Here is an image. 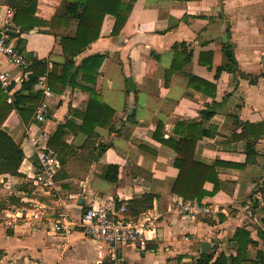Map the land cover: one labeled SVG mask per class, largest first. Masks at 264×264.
Masks as SVG:
<instances>
[{"label": "crops", "instance_id": "crops-1", "mask_svg": "<svg viewBox=\"0 0 264 264\" xmlns=\"http://www.w3.org/2000/svg\"><path fill=\"white\" fill-rule=\"evenodd\" d=\"M63 3L38 0L34 15L51 21ZM17 10L16 0H0V29L18 31L10 35L16 46L18 38L23 39L19 51L31 61L46 60L49 69L53 62L63 63L59 36L42 30L49 27L21 30L15 24ZM113 25V16L107 15L99 38L74 59L79 64L88 55H105L97 82L90 86L114 109L113 129L97 125L90 136L69 132L70 147L60 158L62 168L56 176L59 190L34 185L27 173L38 163L36 147H48L60 124H82L90 92L70 85L52 90L44 121H38L34 112L25 123L13 102H7L0 128L21 146L23 160L19 175L0 173V188L12 194L0 201V264H110L112 254L123 264H200L197 259L203 253L212 254L207 264H213L221 252L236 254L232 236L237 227L249 230L256 240L249 244L248 260L241 263L252 264L263 243L257 230L264 217V136L251 138L256 153L250 161L247 139L229 138L241 133L242 123H264V0H135L118 35L111 34ZM227 43L237 60L234 70L223 49ZM174 60L175 68L170 69ZM0 71L13 78V93L30 73L24 74L1 53ZM190 74L197 77L194 86ZM21 75L23 80L17 81ZM41 78L48 83L47 73ZM77 81L89 85L81 74ZM34 88L42 91L38 82ZM181 121H199L208 131L196 142L195 158L218 162L221 187L212 195L213 183L206 181L208 193L201 199L215 207L208 216H181L173 210L176 200L184 199L172 192L178 174L176 152L154 133L160 123L162 137L179 134L176 129L184 128ZM107 164L118 165L117 181L101 176ZM147 194L152 196L151 206L138 212L130 203L128 214L134 218L144 212L160 214L146 250L94 242L77 225L91 205L112 208ZM27 201L45 209L43 220L31 225L15 216ZM60 212L74 222L69 231L50 228ZM203 241L210 243L205 252Z\"/></svg>", "mask_w": 264, "mask_h": 264}, {"label": "trees", "instance_id": "trees-1", "mask_svg": "<svg viewBox=\"0 0 264 264\" xmlns=\"http://www.w3.org/2000/svg\"><path fill=\"white\" fill-rule=\"evenodd\" d=\"M16 1L18 10L15 15V24L20 26L23 31L29 30L34 26L49 27V29L42 30L54 32L55 35L59 36V42L65 57L63 63L53 62L50 69L46 60L34 59L32 61L28 78L13 93V104L21 119L27 123L42 101L43 92L34 88V85L39 80V76L42 74L47 73L48 84L54 91H62L65 86L70 85L73 88L78 87L90 92L87 110L82 113V124L77 126L66 121L60 124L48 139V147H45V149L57 152L63 160V154L70 147L66 142V138L71 130L74 133L82 131L90 136L94 134L93 131L97 125L105 126L109 130L113 129V126L110 125V120L114 115V109L104 101L103 96L97 89L92 85L90 86V84L97 82L105 55H88L79 64H76L74 59L99 38L104 19L107 15H111L114 18L111 34L118 35L127 22L135 0H64L61 10L53 16L51 21H44L35 17L34 14L38 0ZM73 23H75L74 30L71 29ZM56 30H63L64 32L58 33ZM22 43L23 39L18 38L17 46L19 50H21ZM223 49L231 68L233 70L236 69L237 60L234 55L233 46L227 43ZM175 60L170 69L175 68ZM200 61L204 62L202 57ZM60 66L62 68L59 71ZM220 70L221 67H218L217 74ZM79 74H81V79L89 85L77 81ZM189 78L190 85L194 86L193 81L197 77L190 74ZM213 87L215 91L216 87ZM7 104V95L0 87V117L4 113ZM181 124L184 125L183 130L175 128L179 134L165 138L158 134L160 131L159 123L155 129L154 136L168 144L176 152L174 165L178 168V174L172 186V192L182 196L184 199L197 198L201 200L208 193L204 188L206 181L213 183V189L210 192L212 195L218 192L221 187V181L218 177L215 164L218 162L207 164L195 158L197 140L208 133L206 129H203L202 123L199 121H181ZM242 124L243 129L241 133L235 134L229 140L247 139V160L250 161L252 160V155L256 153L255 142L251 138L257 139L264 136V123L245 122ZM22 160L23 150L21 146L9 133L0 128V173L19 175L18 169ZM101 176L111 182L117 181L119 177L118 165H105ZM123 203H126L127 215L131 213L130 203H134L133 209L143 212L151 206L152 196L147 194L141 197V199H135L131 202L120 201L116 205L117 209ZM262 222L263 226L257 230L259 238L263 241L262 248L258 250L257 258L251 260L252 264H264V217ZM232 238L237 242L236 254L230 253L226 255L224 252H221L213 264H241L243 261L248 260L247 250L249 244L256 243V240L251 237L250 231L244 227H237ZM211 259L212 254L203 253L197 259V262L207 264Z\"/></svg>", "mask_w": 264, "mask_h": 264}, {"label": "built area", "instance_id": "built-area-1", "mask_svg": "<svg viewBox=\"0 0 264 264\" xmlns=\"http://www.w3.org/2000/svg\"><path fill=\"white\" fill-rule=\"evenodd\" d=\"M11 14V10H7ZM0 53L8 56L12 63L27 74L30 72L31 59L25 57L17 48L12 36L7 33L6 28L0 29ZM17 81L23 80V75L17 77ZM43 91V99L35 110V118L44 121L49 112L47 97L52 89L44 78L38 80ZM0 87L7 95V102H13V78L7 71H0ZM36 144V141H34ZM38 163L32 166V171L27 173L34 185L40 188L53 191L59 190L56 181L57 173L62 168V162L57 152L47 150L45 147H36ZM28 204L19 207L16 217L23 218L29 224H35L43 220L45 209L42 206ZM173 210L181 216H208L215 211L210 203L197 198L179 199L173 205ZM126 203L117 209L102 205H91L84 209L77 225L81 226L84 234L94 242H102L111 247H118L124 244H133L139 250L148 249L150 241L154 240V229L159 220L160 214L144 212L138 217H130L126 214ZM74 222L66 212H60L59 216L51 221V229L54 231H69ZM110 264H123V260L116 254H112Z\"/></svg>", "mask_w": 264, "mask_h": 264}, {"label": "water", "instance_id": "water-1", "mask_svg": "<svg viewBox=\"0 0 264 264\" xmlns=\"http://www.w3.org/2000/svg\"><path fill=\"white\" fill-rule=\"evenodd\" d=\"M7 33L13 34V35H18V31H15L13 29H7ZM81 201V200H80ZM210 243L207 241L201 242V249L203 252L207 251L209 249Z\"/></svg>", "mask_w": 264, "mask_h": 264}, {"label": "rangeland", "instance_id": "rangeland-1", "mask_svg": "<svg viewBox=\"0 0 264 264\" xmlns=\"http://www.w3.org/2000/svg\"><path fill=\"white\" fill-rule=\"evenodd\" d=\"M12 197V194L10 193V190L7 191L6 189L0 188V201H6V198ZM82 229V227L80 226Z\"/></svg>", "mask_w": 264, "mask_h": 264}]
</instances>
